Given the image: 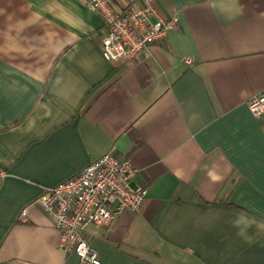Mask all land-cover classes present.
Segmentation results:
<instances>
[{
    "label": "crops",
    "instance_id": "0c3cea01",
    "mask_svg": "<svg viewBox=\"0 0 264 264\" xmlns=\"http://www.w3.org/2000/svg\"><path fill=\"white\" fill-rule=\"evenodd\" d=\"M148 1L179 26L106 60L87 4L0 0V264L79 263L39 197L109 150L148 192L88 225L100 264H264V0Z\"/></svg>",
    "mask_w": 264,
    "mask_h": 264
},
{
    "label": "built area",
    "instance_id": "2783aa9c",
    "mask_svg": "<svg viewBox=\"0 0 264 264\" xmlns=\"http://www.w3.org/2000/svg\"><path fill=\"white\" fill-rule=\"evenodd\" d=\"M94 8L103 17L106 31L101 37V54L106 60L130 59L142 54L148 45L179 26L174 11L168 17L157 15L148 0L122 10L109 0H78ZM188 63L191 56H184ZM248 108L255 119L264 116V91L253 95ZM137 168L129 157L106 151L63 181L47 186L39 200L58 229L57 243L67 253H74L78 264H100L95 247L87 240L89 224L109 223L124 209L138 211L143 207L148 187L131 185ZM5 175L0 168V178Z\"/></svg>",
    "mask_w": 264,
    "mask_h": 264
},
{
    "label": "clouds",
    "instance_id": "9594fccd",
    "mask_svg": "<svg viewBox=\"0 0 264 264\" xmlns=\"http://www.w3.org/2000/svg\"><path fill=\"white\" fill-rule=\"evenodd\" d=\"M240 223H241L240 220L236 221V224H237V225H239ZM261 227H264V225H261ZM238 234L241 235V236H244V232H243V230H241Z\"/></svg>",
    "mask_w": 264,
    "mask_h": 264
}]
</instances>
